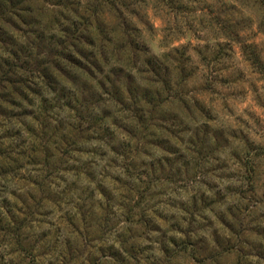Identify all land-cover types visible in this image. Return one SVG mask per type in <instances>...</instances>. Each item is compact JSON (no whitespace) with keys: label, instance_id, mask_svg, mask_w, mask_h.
Here are the masks:
<instances>
[{"label":"rangeland","instance_id":"1","mask_svg":"<svg viewBox=\"0 0 264 264\" xmlns=\"http://www.w3.org/2000/svg\"><path fill=\"white\" fill-rule=\"evenodd\" d=\"M78 17L115 51L102 76L93 69L101 89L70 71L76 112L49 115L47 134L79 127L77 151L46 154L67 174L56 172L54 209L35 195L30 235L50 240L35 264H264V0H0V40L41 26L56 36ZM18 137L17 164L34 165L15 176H37L45 155L26 158L30 138ZM20 184L0 183L2 196ZM69 216L71 236L57 227Z\"/></svg>","mask_w":264,"mask_h":264},{"label":"trees","instance_id":"2","mask_svg":"<svg viewBox=\"0 0 264 264\" xmlns=\"http://www.w3.org/2000/svg\"><path fill=\"white\" fill-rule=\"evenodd\" d=\"M83 18L78 17L77 21L68 22L60 28L56 36L49 35L52 30L41 26L40 31L26 32L24 40L13 41L10 37L3 39V42L0 40V133H2L0 137V183H9V178L22 182L17 188L18 192L14 190L8 193L7 197H12L11 200L2 196L3 190L0 186V244L4 246L0 264H15V258L19 260L17 264H35L39 251L45 250L49 245V239L45 240L47 243L44 240L36 243L30 235L34 226L41 222L36 220V216L40 217L37 208L40 209L43 206L41 199L45 201L43 197L38 200L35 195L38 192L43 194L51 209L62 203L63 198L55 197L50 200L49 197L54 194L52 187L53 181L58 179L56 172L67 174V170H61L59 167L63 165L61 158L51 163L46 159V154L48 155L51 150L50 147L59 157L65 156L68 152L76 153V144L72 140L76 137V128L79 129L73 123H67L68 126L64 132L54 127L52 128L53 133L47 134L46 130L53 122L49 115L55 108L76 112L72 104L76 103L77 94L75 92L70 96L66 94L67 83L64 82L70 75V71L81 70L83 74L86 73L90 81L94 82L97 89H101L100 82L92 75L93 69L102 76V66L107 61L106 54L110 58L115 51L114 49L109 51L106 48L107 46L112 47L113 40L103 35L102 30H99L97 36L91 35L90 22L87 18ZM30 25L33 29L35 25L39 26L40 22L37 21ZM118 39H114L116 43ZM40 43H46V45L43 46L44 50L38 51ZM77 56L81 59L76 58ZM114 61L118 60L114 59ZM43 93L48 97H43ZM46 104L54 105L48 109ZM13 110L22 112L28 110L29 112L22 113L19 119L13 122ZM88 123L91 128L98 125L96 119L89 120ZM12 126L17 130L13 136L10 135ZM22 131L31 141L26 158H29V155L37 157L38 154H43L45 161L42 162V172L37 176H25L20 179L15 176V172L23 165H34L32 162L17 164L24 154L19 152L18 148L12 150ZM52 138L56 142H53ZM112 152L116 153L114 149ZM43 172L46 173L44 177L40 176ZM84 173L86 174L85 170L76 175H84ZM47 174L54 178H49ZM19 192L22 195H17ZM80 202L82 200L78 198V204H76L78 209L82 206ZM82 221L84 222L85 218ZM57 227L65 235L71 236L72 230L77 228L75 218L73 216L62 217ZM43 237L46 238V236ZM4 257H10V259Z\"/></svg>","mask_w":264,"mask_h":264}]
</instances>
